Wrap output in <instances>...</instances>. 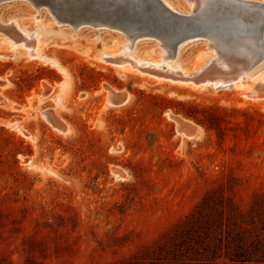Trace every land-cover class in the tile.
<instances>
[{"label":"rangeland","instance_id":"374dc122","mask_svg":"<svg viewBox=\"0 0 264 264\" xmlns=\"http://www.w3.org/2000/svg\"><path fill=\"white\" fill-rule=\"evenodd\" d=\"M169 2L188 10L183 0ZM35 8L9 1L0 18L79 35L41 44V60L14 57L0 33V103L14 104H0V264H125L149 261L144 254L156 247L162 260L154 264H264V255L231 261L226 225L209 243L175 236L214 192L211 218L230 205L248 218L231 237L239 232L250 246L264 233V101L102 63L103 43L125 44L122 33L75 30L45 8L36 20ZM208 43L186 41L176 61L196 70L214 54ZM157 45L142 39L137 52L158 56Z\"/></svg>","mask_w":264,"mask_h":264},{"label":"bare ground","instance_id":"6f19581e","mask_svg":"<svg viewBox=\"0 0 264 264\" xmlns=\"http://www.w3.org/2000/svg\"><path fill=\"white\" fill-rule=\"evenodd\" d=\"M16 1L23 0L11 2ZM116 1L118 3L119 0ZM126 1L129 5V10L126 13L114 6L113 11L106 14L104 3L99 6L101 9L99 7L92 9L91 2L87 0H69V6L73 9L71 18L75 22L84 19L87 21V25H90L91 21L88 16L91 14L90 16L103 24L102 27L111 28V30L124 35L126 43L121 46L103 43L105 49L98 57L100 62L114 63L115 66L127 67L129 70H135L141 74L148 73L149 76L156 77L159 81L167 80L172 83L190 85L195 89L234 88L241 90V95L246 99L255 102L264 101V6L256 7L250 4L252 1L264 4V0H241V2L220 0L222 5L219 8L221 10H214V12L211 11L210 6L217 0H183L188 4V10L185 12L177 10L169 0H161L164 8L155 0L149 5L145 3V0ZM8 2L5 1L1 4ZM33 7L35 8L34 5ZM44 8L48 9L47 14L51 15V19L55 23H63L45 6L35 8L38 11V14L35 15L36 20L42 16L39 11ZM160 9L161 12H159ZM83 15L85 16L81 18ZM18 21L14 19L8 23L0 18V33L11 40L8 50L11 53L15 51L14 57L16 58L26 56L28 59L47 60L39 49L41 44L58 45V41L73 42L78 39L79 33L76 35L66 30H56L43 22L37 26V32L34 30L35 28L24 30L17 25ZM75 22L69 24L77 30ZM42 35L58 40H44ZM146 38L157 40V46L160 49L158 56L144 57L137 52L139 41ZM197 38L206 39L209 42L208 48L214 50V54H210L196 70L188 71L176 59L180 58L179 53L183 43ZM210 45H212L211 48ZM112 53L117 55L116 58L109 57ZM125 54H133V56L125 57ZM127 99L125 100L127 101ZM0 104H3L2 108L11 107L9 105L11 103L8 104L9 106L6 103ZM110 104L113 105L114 102L110 101ZM178 117L176 118L178 119ZM180 123H177L178 126H181ZM61 127L63 128L62 125ZM69 127L70 125L66 129L63 128L64 133L71 130ZM188 129L190 130V128Z\"/></svg>","mask_w":264,"mask_h":264},{"label":"trees","instance_id":"16d2710c","mask_svg":"<svg viewBox=\"0 0 264 264\" xmlns=\"http://www.w3.org/2000/svg\"><path fill=\"white\" fill-rule=\"evenodd\" d=\"M214 195L215 192L209 194L204 199V201L198 206L196 211L192 215H190L183 224H181V226L176 231L177 235L175 234V236L180 237V239H183V241L192 238L198 240L199 243H204V241L209 243L210 241H212V239H218L219 237L222 238L223 227L226 225L229 230V232L227 233L228 237L229 239L234 241V243L230 242L228 244V246H234V256L231 257L232 262L246 263L250 260L249 258L251 257V255L256 257H259L260 255L263 256L264 233L255 236L250 243V246L247 244V237L245 238L239 232L233 237L230 236V232L233 233L235 231V229H231V227H236L240 230H243L244 226L248 224L246 221V219L248 218L240 214L233 205H230L227 209L221 207L220 209L215 211L218 218H211L210 211L213 210L212 203ZM225 215H227L226 219ZM251 219H253V217ZM158 249L162 248L156 247L153 251H148L144 254L146 258L151 257L152 259H150L149 261L152 260V262L136 257L125 264H154V260H162V258H160L161 254L157 253Z\"/></svg>","mask_w":264,"mask_h":264},{"label":"water","instance_id":"95a60500","mask_svg":"<svg viewBox=\"0 0 264 264\" xmlns=\"http://www.w3.org/2000/svg\"><path fill=\"white\" fill-rule=\"evenodd\" d=\"M5 1H14V0H0V4L5 2ZM23 1H27V2H30L32 5H34L36 8L40 7V6H45L47 8H49L54 14L57 15V18L59 19L60 22H63V23H74L75 21L71 18V11H73L72 7L69 6V0H23ZM89 2H91V7L92 9H95L96 7H99L101 6V3L106 6L105 7V13L108 14L109 12L113 11V8L114 6L119 9H122L124 13H126L128 10H129V5L127 3L126 0H119L118 3L117 1L115 0H96V1H93V0H87ZM152 1L154 0H145V3L147 5L151 4ZM162 8H164V4L161 0H155ZM228 1H231V2H241V0H228ZM117 3V4H116ZM217 6H216V5ZM251 5L253 6H264V4H260V3H257V2H251L250 3ZM117 5V6H116ZM221 1L217 0V2L211 4L210 8H211V11L214 12L215 11H218V10H221ZM86 6V5H85ZM65 8H67L68 10H66ZM100 8V7H99ZM108 8V9H107ZM88 9V7H87ZM101 9V8H100ZM162 10L160 9L159 12H161ZM169 11V10H168ZM141 12V11H140ZM170 12H172L170 10ZM100 13V12H99ZM165 13V12H164ZM91 14H89L88 18L90 19L91 21V26L93 27H102L101 25H103L101 22H99L97 19H95L93 16H90ZM85 15L81 16L84 17ZM171 16V15H170ZM172 18V17H171ZM87 21L84 20V19H81L77 22H75V27H79L81 25H87L86 23ZM110 28V27H109ZM111 29V28H110ZM113 29V28H112ZM187 29H189L187 27ZM187 31V30H185ZM180 32V31H179ZM204 39V38H203ZM177 46V44H176ZM210 48L212 47V45L209 46ZM2 101V99L0 98V102Z\"/></svg>","mask_w":264,"mask_h":264}]
</instances>
